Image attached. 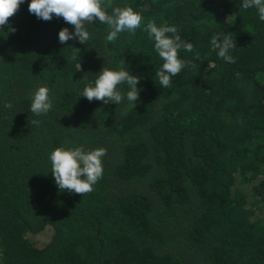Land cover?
I'll use <instances>...</instances> for the list:
<instances>
[{
	"label": "trees",
	"instance_id": "1",
	"mask_svg": "<svg viewBox=\"0 0 264 264\" xmlns=\"http://www.w3.org/2000/svg\"><path fill=\"white\" fill-rule=\"evenodd\" d=\"M30 2L0 30V264H264L258 10L243 0H102L110 15L131 7L141 27L108 42L109 26L94 20L87 44H61L59 31L74 26L38 19ZM149 22L176 26L193 46L179 50L189 66L170 88L155 75L163 61ZM225 36L236 42L235 63L212 44ZM104 67L139 77L135 106L126 84L118 105L81 96ZM41 86L53 107L37 116L30 106ZM77 147L107 152L84 196L58 189L49 160ZM48 227L42 247L27 237Z\"/></svg>",
	"mask_w": 264,
	"mask_h": 264
},
{
	"label": "clouds",
	"instance_id": "2",
	"mask_svg": "<svg viewBox=\"0 0 264 264\" xmlns=\"http://www.w3.org/2000/svg\"><path fill=\"white\" fill-rule=\"evenodd\" d=\"M23 2L24 0H0V30L8 25L9 18L18 11ZM242 7L244 9L256 8L259 19L264 21V0H243ZM28 10L38 19L49 21L55 15L74 26V32L69 31L68 28H62L59 31L58 40L61 44L67 43L70 39H78L80 43L87 44L92 39V35L86 25H91L94 20L109 26L110 31L106 37L108 42L115 41L118 34L124 31L135 33L141 27L142 21L141 14L131 7H115L110 15L102 7V0H31ZM10 30L15 31V29ZM145 31L154 38L155 50L163 61L162 66L155 73L159 85L163 88H170L172 78L189 66L178 58L179 50L183 48L191 52L193 46L191 43L181 41L176 26L158 27L155 22H149ZM169 33L172 35H168ZM212 44L219 49V57L229 63H235V58L229 54V50L237 46L232 38L225 36L222 41H219L217 37H214ZM192 66L195 67V65ZM138 83L139 77L130 74L129 71L123 69L116 71L104 67L99 72L95 85L86 86L81 96L89 101L98 100L104 104L114 102L118 105L124 100L119 86L126 84L130 88L126 93V98L135 106V102L139 100ZM11 106L10 102L4 105L6 108ZM52 107L49 89L44 86L39 87L32 97L30 111L39 116L47 114ZM31 123L38 124L39 121L32 120ZM106 154L105 148H97L88 152L82 147L53 150L49 160L51 161V173L58 189L80 196L93 192L94 185L102 179L103 157Z\"/></svg>",
	"mask_w": 264,
	"mask_h": 264
},
{
	"label": "rangeland",
	"instance_id": "3",
	"mask_svg": "<svg viewBox=\"0 0 264 264\" xmlns=\"http://www.w3.org/2000/svg\"><path fill=\"white\" fill-rule=\"evenodd\" d=\"M52 236H53V229L51 227H48L42 232L34 233V234L31 233L27 235L29 240L39 247L46 245L51 240Z\"/></svg>",
	"mask_w": 264,
	"mask_h": 264
}]
</instances>
